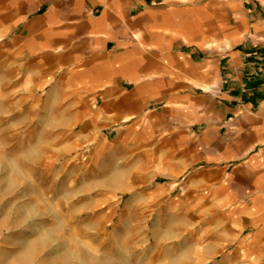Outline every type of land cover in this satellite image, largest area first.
Wrapping results in <instances>:
<instances>
[{"label":"crops","instance_id":"1","mask_svg":"<svg viewBox=\"0 0 264 264\" xmlns=\"http://www.w3.org/2000/svg\"><path fill=\"white\" fill-rule=\"evenodd\" d=\"M2 104L102 214L264 263V0H0Z\"/></svg>","mask_w":264,"mask_h":264},{"label":"rangeland","instance_id":"2","mask_svg":"<svg viewBox=\"0 0 264 264\" xmlns=\"http://www.w3.org/2000/svg\"><path fill=\"white\" fill-rule=\"evenodd\" d=\"M4 107L0 264H264L248 262L238 247H218L200 230L170 240L142 218L136 223V216L102 214L84 184L62 177L74 176V161L88 164V152L68 156L69 167L63 168L58 136L30 133L41 123L9 118ZM128 218L135 223L124 222Z\"/></svg>","mask_w":264,"mask_h":264}]
</instances>
